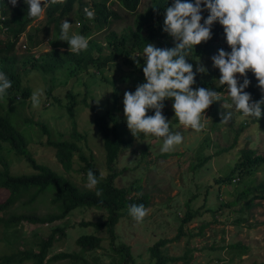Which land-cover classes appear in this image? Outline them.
<instances>
[{"label":"rangeland","instance_id":"rangeland-1","mask_svg":"<svg viewBox=\"0 0 264 264\" xmlns=\"http://www.w3.org/2000/svg\"><path fill=\"white\" fill-rule=\"evenodd\" d=\"M32 1L43 3V11L22 33L15 49L10 50L16 57V68L28 55L43 59L53 50L52 42L57 39L54 17L47 14L50 3V9L55 7L53 0ZM58 1L61 5L65 3ZM92 1L80 0L75 11L60 20V28L72 44L59 50H85L91 57L96 56V60L89 67L83 65L79 69L70 63L50 74L43 68L26 65L29 71L19 72L22 88L30 91L27 98L21 94L14 98L6 96L7 85L0 77V112L25 135L28 149L39 163L65 175L80 189L93 190L96 180L86 173L78 157L74 158V170L66 174L49 142H76L73 135L76 130L86 138L85 145L84 141L80 143L85 154L91 156L95 168L107 177L103 138L96 128L95 115L109 116L111 112L119 138L128 140L140 132L145 114L155 111L151 131L145 138L136 140L133 147L125 148L115 164L120 172L115 186L139 188L130 197L146 194L150 201L141 214L122 211L115 226V246L124 244L131 248L130 264H154L156 260L151 258L150 248L158 240L174 239L182 230L179 239L161 248L164 255L185 258L169 264H264V189H259L264 184V165L228 180L243 150L264 153V123L252 121L254 113L261 109L263 98H254L235 86L251 71L260 76L249 84L264 85V29L257 25L262 19L259 15H264V0H194L189 15L184 17L183 11L176 12L173 32H166L165 41L156 36L162 31L161 26L154 25L151 34L154 41L150 40L141 53L135 49L131 58L122 53L121 47L126 50V44H131L124 35L133 26L135 14L124 10L115 0H98L107 3L119 18L99 27L94 19L97 15L92 11L86 13L90 18L83 24L82 7L87 8ZM154 1L142 0L137 14L145 12ZM1 9L0 42L6 43L11 35L2 24L6 16ZM237 9L242 10L238 26L229 24L228 35L212 40L213 51L195 57L199 79L204 85L191 88L187 95L180 92L172 99L169 90L175 62L167 55L171 54L169 48L176 51L174 44L183 42L194 52L204 50L207 12L220 21L237 15ZM246 26L251 30L246 31ZM112 33L117 35L118 44L108 46ZM29 36L33 37L32 41ZM144 36L150 39L148 34ZM91 41L101 45L102 51L91 45ZM189 87V84L183 86ZM69 92L73 93L72 98ZM44 125L49 134L43 130ZM3 156L13 174L32 173L25 159L16 153L4 149ZM55 196V190L50 189L32 204H24L29 198L23 197L0 214V257L15 255L11 264H33V260L20 263L18 258L24 252L37 253L41 241L53 229L64 228L66 236L57 235L43 264H119L120 256L113 251L107 230L80 225L105 223L108 214L104 209L80 207L63 220L48 224L24 221L7 228L2 221L13 215L46 217L59 213L60 203L52 202ZM8 197L9 192L0 189V203ZM189 216V221L183 223ZM84 235L101 237V246L82 252L77 240ZM61 253L76 254L81 259L51 260Z\"/></svg>","mask_w":264,"mask_h":264},{"label":"trees","instance_id":"trees-1","mask_svg":"<svg viewBox=\"0 0 264 264\" xmlns=\"http://www.w3.org/2000/svg\"><path fill=\"white\" fill-rule=\"evenodd\" d=\"M80 0H65L64 5H61V1L53 0L55 7L47 8V14L50 17H54V21L57 25V39L52 42L53 50L46 54L43 59L35 57V55H28L19 63L18 68L15 66L16 57L10 52L14 50L19 43V38L22 33H25L37 17L40 16L43 11V3L39 5V2L32 0H3L0 2V8L2 14L6 16V20H3L2 24L8 27L7 42H0V77L1 80L7 85L6 96L14 98L17 94H21L23 98L30 96L28 88H22V78L20 69L28 70L26 65H32L35 69L43 68L46 74L58 71L60 68L73 63L78 69L85 65L90 66V63L96 60L95 57H91L88 51L79 50L78 52L72 50L60 51L59 47L69 48L72 42L66 38L61 30L60 20L65 16L75 11V6ZM194 0H155L153 5L143 13H138V9L142 3V0H115L124 10L135 14V20L132 27L125 31L124 36L129 37L130 45L126 44V50L121 47L122 53H126V56L131 58L133 51L137 49L139 53L143 52L150 43V40L154 41L151 34L154 31V25L161 26L162 31L156 35L158 39L162 38L164 41L166 32H170L174 28V18L176 12L183 11V16L189 15V12L193 8ZM97 15L95 22L99 24V27L108 25L112 19H118L119 16L116 11L111 10L107 3L93 0L88 6ZM85 8V7H84ZM81 13L80 20L85 24V20L90 18V15L84 11ZM242 10L237 9V15L230 17L229 19L220 18V21L213 17L211 13L205 15V44L207 48L200 52H194L183 42H177L176 51L169 48L171 54L167 55L175 62L174 71L171 75V89L169 90L170 97H174L176 94L182 92L189 94L191 88H199L204 83L199 79L197 71V62L195 57L203 55L213 51L215 49L213 45V39L217 36L228 35L229 24L238 26V20ZM258 26L264 29V15H259ZM13 19L17 20L13 22ZM20 19L23 21L19 23ZM112 22V21H111ZM12 23L15 25L12 27ZM147 28V29H146ZM146 29V30H145ZM246 31H250L251 27L246 26ZM173 32V31H172ZM148 34L150 39H147L144 34ZM28 39L32 41L33 37L29 36ZM158 40V41H159ZM29 42V41H28ZM166 43V42H165ZM165 43L163 46H165ZM30 44V43H29ZM118 44L117 35L112 33L108 37V46ZM123 44V42H122ZM91 45L95 46L99 51H102V46L91 41ZM130 60V59H129ZM29 71V70H28ZM259 73L251 71L246 73L244 78H241L236 84L239 90L242 92L253 94L254 98H263L260 111L254 113L252 119L253 123L262 121L264 123V85L249 84V82L257 81ZM189 84V89H184L183 86ZM72 98L73 93L69 92ZM170 99V98H169ZM71 115L74 114L72 109H69ZM109 116L95 115V125L99 133L103 138V147L105 151L106 166L109 171L107 177H103L98 169L95 168L93 160L88 157L84 152V147L80 145L84 141L86 144V138L76 130H74V137L77 141H61V142H49L50 146L55 149V157L61 165L63 171L68 174L74 170L75 156L79 161L84 164L83 169L86 173H89L95 180V188L93 190H82L77 185L72 183L65 175H60L50 167L39 163L33 156L29 148V141L25 135L18 130L11 122L7 115L0 112V164L3 169L0 171V189H5L9 192V197L5 202L0 203V214L5 213L7 210L13 207L17 202L22 200L23 197L29 199L24 204H32L36 198L46 193L50 189L55 190V197L52 199L54 204L60 203V212L50 214L46 217L38 215H13L7 220H2L7 228L18 226L19 223L28 221L32 224H48L56 221L63 220L70 213L80 207L84 208H99L104 209L107 214V221L103 224H95L91 222H82L81 226H95L99 229L105 228L109 234L110 244L113 251L120 256L119 264H130L133 261L131 254V248L124 244L115 246L116 234L115 226L118 224L119 219L122 217L123 210H130L134 213H143L150 205L149 196L146 194H139L138 197L131 196L132 192H138L139 188H118L115 186V181L119 177L120 172L115 168V164L124 151L125 148L133 147L136 140H140L146 137L151 131L154 120L156 119V113L145 114L146 121L143 124L139 133L134 134L130 139L124 140L119 138L117 128L114 122V116L109 112ZM76 127V125L74 124ZM43 130L46 134H49L46 126H43ZM240 132V131H239ZM238 132V133H239ZM237 136L234 139L232 148L234 147ZM83 138V139H82ZM79 140V141H78ZM4 149H9V152L16 153L20 158H24L25 162L32 169L30 174H13L10 169L9 162L4 158ZM218 155V154H217ZM203 162V161H202ZM202 162L200 165H202ZM264 165V153L259 154L256 150L247 149L242 151L241 159L236 163V167L231 171L232 176L228 180L234 179V177L242 176L243 174H249L257 167ZM227 177V178H228ZM259 189H264V184L259 186ZM192 216V215H190ZM190 216L183 221H189ZM1 221V220H0ZM60 236L65 237L66 233L64 228H55L47 239H43L40 243V250L37 253H22V256L18 258L21 263L24 260H33V264H43L48 255L49 249H51L54 243ZM182 235V230L177 236L172 239H179ZM172 240L161 239L158 240L151 248V258L156 261L154 264H169L184 260L183 256L172 257L164 255L161 248L166 246ZM102 243V238L96 235H84L77 240V245L82 252L90 251L99 248ZM188 252V250H187ZM17 256H3L0 257V264H11ZM186 257V256H185ZM80 260L81 257L76 254L61 253L56 255L52 261L64 260V259Z\"/></svg>","mask_w":264,"mask_h":264},{"label":"clouds","instance_id":"clouds-1","mask_svg":"<svg viewBox=\"0 0 264 264\" xmlns=\"http://www.w3.org/2000/svg\"><path fill=\"white\" fill-rule=\"evenodd\" d=\"M84 11L86 12V13H90L91 12V10H90V8L87 6V8H84Z\"/></svg>","mask_w":264,"mask_h":264},{"label":"built area","instance_id":"built-area-1","mask_svg":"<svg viewBox=\"0 0 264 264\" xmlns=\"http://www.w3.org/2000/svg\"><path fill=\"white\" fill-rule=\"evenodd\" d=\"M24 47H26V46H24Z\"/></svg>","mask_w":264,"mask_h":264}]
</instances>
